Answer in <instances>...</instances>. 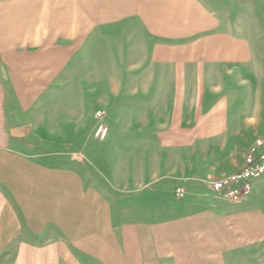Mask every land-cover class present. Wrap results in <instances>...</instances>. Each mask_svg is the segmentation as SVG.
<instances>
[{"label":"crops","instance_id":"obj_1","mask_svg":"<svg viewBox=\"0 0 264 264\" xmlns=\"http://www.w3.org/2000/svg\"><path fill=\"white\" fill-rule=\"evenodd\" d=\"M90 1L107 20L94 17L79 43V0H0V61L29 46L19 58L50 89L30 132L12 131L13 164L0 153L1 189L19 216L76 237L78 264H264V176L239 200L208 186L243 168L249 126L264 123L251 97L264 0ZM83 74L124 78L123 96L109 81L80 110ZM95 109L112 110L101 164L36 161L79 140V111ZM22 139L41 144L31 155Z\"/></svg>","mask_w":264,"mask_h":264},{"label":"rangeland","instance_id":"obj_2","mask_svg":"<svg viewBox=\"0 0 264 264\" xmlns=\"http://www.w3.org/2000/svg\"><path fill=\"white\" fill-rule=\"evenodd\" d=\"M79 3L81 7L79 8V17H76L75 20L79 19L80 43L84 38L91 36V21L95 19L94 17L99 21H105L107 13L99 14L97 10L94 11L95 6L91 4L90 0H79ZM73 19L69 17V20ZM84 26L87 28H81ZM27 47L16 50L14 59L0 61V64H3V67L0 65V153L8 151L12 160L9 159L10 161H5V163L10 166L13 164L15 155L12 131L23 128L25 132H30L29 115L34 101L43 100L50 90L45 88L46 78L30 76V70L26 67L27 61L19 58L20 54L26 55L30 50ZM255 64L257 75L254 78L251 91L253 112L264 118V60L255 61ZM109 81V87L117 90L111 95H115L117 98L122 97L124 78L79 75V109L87 111L91 107L92 90L100 86L107 90ZM34 89H36L35 92ZM98 97L102 101L106 100L107 93H100ZM97 112L105 113V118L100 124H105L109 128L108 123L112 110L95 109L89 114V119L83 118L79 111V140L72 137L68 141L57 142L48 151H39L37 146L41 142L28 141V139H22L23 146L30 147L31 155L35 153L34 148H36L37 154L41 155L36 157V161H41L44 164L66 163L86 167L101 164L102 157L93 156L95 150H100L101 153L106 149L105 140L96 137L98 122L95 115ZM248 133H251L255 138L253 144L258 139H264V123L249 126ZM29 159L33 160L34 158L30 157ZM2 191L5 192L4 195ZM10 192V189L2 190L0 186V264H78L75 254L71 252L67 244L69 241L71 247H79L77 238L51 236L50 229L54 225L51 224L47 230H44V222L39 223L34 218H28L29 216H19V206L13 204L14 198L11 197Z\"/></svg>","mask_w":264,"mask_h":264},{"label":"built area","instance_id":"obj_3","mask_svg":"<svg viewBox=\"0 0 264 264\" xmlns=\"http://www.w3.org/2000/svg\"><path fill=\"white\" fill-rule=\"evenodd\" d=\"M96 117L102 122L105 113L99 112ZM109 133L105 124H100L96 137L104 140ZM264 176V139H258L248 150L244 166L238 172L209 183L210 189L231 200H239L252 191L253 184ZM176 194L184 198L186 190L178 188Z\"/></svg>","mask_w":264,"mask_h":264}]
</instances>
